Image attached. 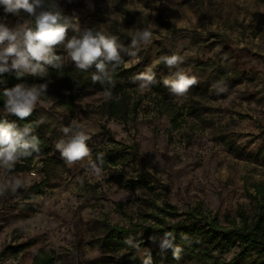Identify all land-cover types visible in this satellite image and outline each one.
I'll return each instance as SVG.
<instances>
[{"label": "rangeland", "instance_id": "rangeland-1", "mask_svg": "<svg viewBox=\"0 0 264 264\" xmlns=\"http://www.w3.org/2000/svg\"><path fill=\"white\" fill-rule=\"evenodd\" d=\"M88 2L57 0L65 15H78L81 29L126 34L129 46L137 30L148 28L153 42L141 46L139 63L127 56L116 69L132 68L113 77V95L125 103L116 114L105 113L102 89L86 88L62 103L64 89L81 90L86 76L62 49L56 53L65 56L59 75L47 71L27 83L48 85L36 108L51 151L11 174L0 169V182L25 183L0 196V264H35L39 250L53 264H143L152 240L147 249L141 243L107 248L102 236L108 224L149 226L159 206L179 211L198 203L226 224L225 215L252 212L250 194L264 183V0H118L111 10L107 0H90L94 11ZM19 20L0 6V22L13 27ZM172 54L183 62L171 69L154 64ZM153 64L160 89L140 90L131 77ZM177 68L198 80L184 97L163 85ZM219 81L227 91L217 94ZM74 118L91 137V156L69 166L54 144ZM98 157L101 175L89 168ZM140 178L146 185L130 186ZM175 264L205 263L183 256Z\"/></svg>", "mask_w": 264, "mask_h": 264}, {"label": "clouds", "instance_id": "clouds-1", "mask_svg": "<svg viewBox=\"0 0 264 264\" xmlns=\"http://www.w3.org/2000/svg\"><path fill=\"white\" fill-rule=\"evenodd\" d=\"M118 0H107V7L111 10ZM5 14H12L20 20L13 27L0 22V76L15 70L17 77L25 73L46 76V66L51 65L58 72L64 67L65 56L57 55V49H62L81 72L95 68L91 74L93 84H101L106 101L118 100L113 95L115 80L111 73L125 63L122 52L139 63L138 52L141 46H148L153 42V32L145 28L137 30L131 38V44L125 48L118 43L116 36L106 35L95 27L81 29L79 17L76 13L65 15L57 0H0ZM159 6V5H158ZM88 8L95 10V6L88 2ZM155 15V13H153ZM69 30L74 34L69 36ZM164 63L169 69L183 62V57L172 54L162 55L155 63ZM153 65L145 71L131 77V82L137 84L140 90L148 89L157 83ZM130 66V65H129ZM2 82V81H0ZM198 83L195 76L186 74L177 68L169 76L163 78V85L176 97H184L189 90ZM48 85H27L18 83L14 87L4 88L5 115H12L19 120L30 117L41 98L47 93ZM217 94L227 91L223 81L213 85ZM43 121H41L42 123ZM60 131L62 136L55 141L54 147L61 159L69 166L90 158L91 149L87 142L90 140L85 126L77 119H72ZM41 152L40 138L34 134L31 123L18 125L15 121L4 119L0 121V169L7 174L14 172L16 165L22 160ZM99 164L90 161L89 168L95 175L102 174L103 159L97 158ZM25 183L19 178H9L0 182V196L11 191L16 193ZM153 242L155 236L149 238ZM125 244L130 247H139L140 242L134 243L129 236ZM161 250L171 249L173 257L180 259L183 249L175 243V235L165 232L159 238ZM147 255V254H146ZM143 264H150V256L144 259Z\"/></svg>", "mask_w": 264, "mask_h": 264}, {"label": "trees", "instance_id": "trees-1", "mask_svg": "<svg viewBox=\"0 0 264 264\" xmlns=\"http://www.w3.org/2000/svg\"><path fill=\"white\" fill-rule=\"evenodd\" d=\"M118 38V43L128 47L129 38L126 34L112 35ZM130 45V44H129ZM123 59L127 58L125 53H121ZM65 65V64H64ZM52 75H59L51 65L47 69ZM95 68L89 69L87 72H81L77 69L80 75H86L84 80H81V90L79 86L75 88L76 92L69 93L64 89L62 94V103L74 100L80 95L82 90L92 87L94 89H102L101 84H93L91 81V72ZM132 68H123L121 71L111 73L112 77H118L121 73H130ZM33 75L25 73L21 77H17L15 70L10 73H5L0 76V107L4 109V99L2 91L4 88L14 87L16 83L27 84L32 82ZM68 83V82H67ZM156 90L160 89L159 84H153ZM113 91V90H112ZM122 99L102 102L107 115L116 114L125 107ZM136 103L132 104L135 108ZM7 119L15 121L18 125L23 126L25 123H31L34 126V134L40 138L41 152L39 154H47L51 151L50 146L46 143L44 133L41 131L39 112L36 108L32 115L25 120H19L15 116L5 115L0 112V121ZM22 159L17 167L26 168L32 163L34 157ZM130 186H144V180L136 179L131 182ZM255 191L251 193L252 212L250 214L238 209L236 217L224 216L223 224L219 221L218 212H211L204 209L201 204H194L185 209L177 210L175 206L166 204L159 206V213L154 215V222L149 226L133 223L132 226H120L117 224H108L105 227L102 236V245L110 248L124 244L125 239L129 236L135 241L144 239L140 242V246L147 249L146 243L151 241L152 236L157 237L156 242H153L154 248L147 249L145 259L150 256V264H175L177 259L173 257L171 249L161 250L159 246V238L163 237L165 232H171L175 235V243L179 245L183 251L181 257L188 256L192 259H197L200 263L205 264H264V183L254 185ZM38 191V190H37ZM27 244H21L19 249L26 247ZM235 248L229 258L225 259L222 255L230 249ZM147 254V255H146ZM222 257V258H221ZM35 264H53L52 257L41 250L34 255Z\"/></svg>", "mask_w": 264, "mask_h": 264}]
</instances>
